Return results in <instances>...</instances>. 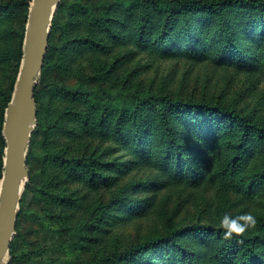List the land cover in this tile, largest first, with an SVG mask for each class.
Instances as JSON below:
<instances>
[{"label": "trees", "instance_id": "16d2710c", "mask_svg": "<svg viewBox=\"0 0 264 264\" xmlns=\"http://www.w3.org/2000/svg\"><path fill=\"white\" fill-rule=\"evenodd\" d=\"M29 1L11 4L0 0V71L8 78L5 88L0 83V178L4 112L22 60ZM109 1L69 4L71 21L65 30L73 27L76 34L61 47L53 40L64 32V26L57 21V14L53 19L34 89L37 125L27 154L29 180L20 202L37 195L45 203L83 205L80 198L62 190L37 186L32 176L36 161L59 171L58 178L93 192L108 190L106 203L89 207L85 220L74 228H63L69 233L68 244L80 250L98 242L96 231L106 223L114 227L155 213L150 211L159 208L158 193L168 188L231 189L253 209L250 211L258 223L243 237L225 240L220 228L224 213L205 224H190L176 221L168 212H157L162 218L160 229L136 243L123 246L116 240L110 252L96 253L86 260L59 261L45 257L41 250L38 254L30 251L22 254L24 261L264 264V116L220 97L187 96L164 86L128 84L127 75L119 88H112L108 76L126 54L116 56L108 68L101 64L106 56L116 55L114 43L133 41L162 59L208 63L220 70L256 74L264 80V0H115V13ZM66 7L61 0L59 8ZM72 49L87 56L91 69L72 58ZM70 75L77 80L73 86L65 82ZM38 146L43 149L41 154L35 153ZM142 169L151 175L129 177L132 171ZM54 213L62 225L73 221L72 212ZM25 215L22 208L10 247L11 261L16 257L19 224ZM30 218L37 219L38 214L34 212Z\"/></svg>", "mask_w": 264, "mask_h": 264}, {"label": "rangeland", "instance_id": "374dc122", "mask_svg": "<svg viewBox=\"0 0 264 264\" xmlns=\"http://www.w3.org/2000/svg\"><path fill=\"white\" fill-rule=\"evenodd\" d=\"M5 1L14 4L16 0ZM63 1H65L67 7L59 8L60 0L54 14V17L56 14L58 15L57 21L64 26V32L54 37L53 43L55 42L57 47L64 45L68 38H73L76 34V29L73 27H69L65 30L66 24L71 21L68 16L71 10L68 7L69 4L79 2L83 5H87L89 3V0ZM30 2L31 0L29 1V5ZM109 2L110 5L115 8L112 10L115 13L116 9H118L116 1L110 0ZM113 51H115L116 55H108L101 62L105 67L108 68L110 64H113L116 56L126 54V58L122 60V63H116L110 76H108V81L112 84V88H119V85L127 75L129 80L128 84L139 83L143 88L147 87L149 84H152L153 87L164 86L171 92L178 91L187 96L220 97L222 101L247 111L256 110L260 113L258 116H264V80L256 74L240 73L231 69L220 70L208 63L199 64L180 59H162L159 55L148 52L144 47H137V44L133 41H128L123 44L114 43ZM69 53L71 55L73 54L72 58L77 57L78 60L82 61L81 65L83 67L91 69V65L88 64L89 59H87V56L80 55L82 53L79 54L78 51L75 53L73 49ZM55 74L56 73L53 72L52 76H55ZM76 81L74 75H70L65 80L70 86H73ZM7 82L8 78L6 72L0 71V83H2L4 88ZM41 141L42 138H39L38 142ZM99 142H101L100 139H98V143ZM108 143L110 144V142L106 144ZM29 150L30 147L28 151ZM42 152L43 149L41 147L38 146L35 148V153L41 154ZM58 172L59 171L49 166L43 167L39 161H36L32 176L35 184L39 187L40 185H47L52 189L57 188L62 190L64 193L70 194L74 198H80V204H83L82 207L77 208L71 205L60 206L52 203H45V200L41 197L29 195L26 202H20L19 205V211L22 208L25 209L26 215L19 224V232L17 234L18 241L15 250L16 257L11 261L9 251V255L6 257L8 264H36L34 262L24 261L25 257L22 254L30 251L32 254L33 251L36 252L34 254H38L37 250H41L45 252V257H54L59 261L69 259L86 260L96 253L99 255L110 252L113 242L116 240L120 244H123V246L136 243L137 241L144 240L148 235L160 229L162 218L157 212H168L169 217L173 219L177 218L176 221H183L184 223L190 224L200 221L205 224L208 223L211 218H216L220 213H227L235 217L245 212L253 211L252 208L245 205L248 203L241 200V196L235 194L231 189L216 190L210 188L211 186L206 189H191L185 187L168 188L158 193L157 202L159 203V208L157 206L150 211L155 213H151L149 217L143 220H135L114 227H109V223H106L107 225L105 227L100 226V228L97 229L98 231H96L98 242L95 245H88L85 249L80 250L79 246H70L69 244L71 243L68 244L67 238L70 239V237L69 233L64 231V226L70 230L80 221H84V212H88L87 209L89 207H95L102 203H106L109 199L110 192L108 190L93 192L82 184L68 179H62V177L58 178L56 174ZM133 175L136 176V179H143L151 175V173L148 170L142 169L132 171L129 177ZM250 209L252 211H250ZM34 212L38 214V218L32 220L30 217H32ZM54 212H56V214L59 212H72L74 215L73 221L62 225V223L60 224L58 222ZM15 237L16 234L14 239Z\"/></svg>", "mask_w": 264, "mask_h": 264}, {"label": "water", "instance_id": "95a60500", "mask_svg": "<svg viewBox=\"0 0 264 264\" xmlns=\"http://www.w3.org/2000/svg\"><path fill=\"white\" fill-rule=\"evenodd\" d=\"M60 0H31L23 55L10 102L4 113L3 173L0 179V264H8L16 234L19 205L29 180L27 153L36 127L34 89L44 64L55 10Z\"/></svg>", "mask_w": 264, "mask_h": 264}, {"label": "clouds", "instance_id": "9594fccd", "mask_svg": "<svg viewBox=\"0 0 264 264\" xmlns=\"http://www.w3.org/2000/svg\"><path fill=\"white\" fill-rule=\"evenodd\" d=\"M257 218L252 212H247L235 217L225 213L220 220V228L223 230V239L232 240L241 238L251 229L257 226ZM241 243L242 240H237Z\"/></svg>", "mask_w": 264, "mask_h": 264}]
</instances>
